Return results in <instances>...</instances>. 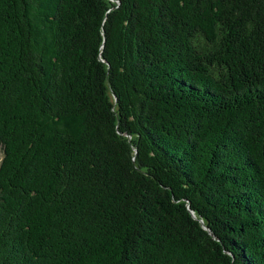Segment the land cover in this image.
Instances as JSON below:
<instances>
[{
  "label": "trees",
  "instance_id": "1",
  "mask_svg": "<svg viewBox=\"0 0 264 264\" xmlns=\"http://www.w3.org/2000/svg\"><path fill=\"white\" fill-rule=\"evenodd\" d=\"M0 264H264V0H0Z\"/></svg>",
  "mask_w": 264,
  "mask_h": 264
},
{
  "label": "rangeland",
  "instance_id": "2",
  "mask_svg": "<svg viewBox=\"0 0 264 264\" xmlns=\"http://www.w3.org/2000/svg\"><path fill=\"white\" fill-rule=\"evenodd\" d=\"M1 157H2V148L0 146V160H1Z\"/></svg>",
  "mask_w": 264,
  "mask_h": 264
}]
</instances>
